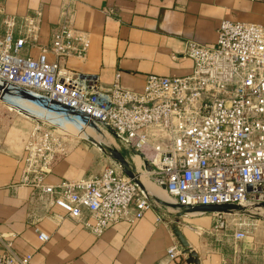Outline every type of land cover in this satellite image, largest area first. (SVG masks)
<instances>
[{
  "label": "built area",
  "instance_id": "obj_1",
  "mask_svg": "<svg viewBox=\"0 0 264 264\" xmlns=\"http://www.w3.org/2000/svg\"><path fill=\"white\" fill-rule=\"evenodd\" d=\"M74 16L75 0H63L48 46L41 44V11L6 17L0 38V98L29 94L61 124L106 131L118 151L133 154L129 163L137 174L131 179L113 163L89 179L48 184L53 163L68 148L50 122L36 120L25 144L24 174L43 216L52 217L59 208L99 237L113 225L136 224L160 206L136 181L137 157L176 206L264 208V26L223 21L214 46L186 43L185 54L194 63L190 75H149L143 89L133 91L121 85L120 74L106 88L99 76L69 68L71 60L86 59L91 47L90 35L76 27ZM36 47L39 57L24 54ZM225 230L223 221L213 236L236 253L247 237L245 226ZM36 231L41 242H49L47 234ZM31 261L29 255H0V264ZM185 261L174 243L162 264Z\"/></svg>",
  "mask_w": 264,
  "mask_h": 264
},
{
  "label": "crops",
  "instance_id": "obj_2",
  "mask_svg": "<svg viewBox=\"0 0 264 264\" xmlns=\"http://www.w3.org/2000/svg\"><path fill=\"white\" fill-rule=\"evenodd\" d=\"M62 3L63 0H0V38L4 35L6 17H24L41 11V44L48 46L52 29L60 20ZM74 20L79 30L90 35L91 47L86 59L71 60L69 68L75 73L99 76L106 88L120 74L123 87L141 91L149 75L171 78L190 75L194 63L185 54L186 43L193 40L214 46L223 21L264 26V2L75 0ZM40 53V47L24 52L33 58ZM48 58L54 60L52 55ZM29 117L0 103V255H29L31 264L165 262L168 249L178 243L171 229L178 214L174 209L156 207L136 224L113 225L100 237L66 218L59 208L53 209L52 217L43 216L42 207L32 201L34 188L25 183V144L35 124ZM132 157L130 153L126 158L131 162ZM75 159L57 158L47 183L97 176L77 173ZM150 181L153 180L150 178ZM185 217L180 219L179 227L198 253L201 264H243L232 248L220 247L211 241L213 233L209 230L218 226V219L210 215ZM36 230L47 234L49 242H41Z\"/></svg>",
  "mask_w": 264,
  "mask_h": 264
},
{
  "label": "rangeland",
  "instance_id": "obj_3",
  "mask_svg": "<svg viewBox=\"0 0 264 264\" xmlns=\"http://www.w3.org/2000/svg\"><path fill=\"white\" fill-rule=\"evenodd\" d=\"M0 103L8 105L9 107H11V109H15L21 112L22 114H26V116L28 115V117L30 116L29 118H31L34 122L36 120H47L48 122H50L51 125L53 126L52 131L55 130L56 134H60L61 137L65 139L64 142L68 148V152L64 155V159L66 158L70 159L71 157H74V159L76 158L75 160H77V162L76 161L75 162H76L77 173L84 174L85 172H87L89 175L91 174L98 175L102 171H104L107 167H109V164L111 162H113L109 156V153L102 151L98 146V145H105L107 147L116 149L115 140L106 131L92 129L88 127L83 128L80 126H77L78 129L77 131H71L69 124L72 123H68V124L66 123L67 125H65L63 122L61 124L60 123L61 119L59 117L54 115L51 117L49 116L47 111H44L43 109L39 108L33 101L25 100L16 96L9 95L8 97L0 98ZM65 122L68 121L66 120ZM96 143L98 145H96ZM122 154L125 157L130 156V153L127 151H123ZM137 166L138 168H140L141 162L137 161ZM141 178H147L148 180H150V177L146 172H142ZM151 183L154 182L152 181ZM156 188L163 195L160 198L156 196H152L153 199L156 201V199L159 198L165 202L171 203L166 195V192L164 194L162 193L163 191L161 188L158 187ZM165 208L167 210L173 209L171 207H165ZM259 208L260 207H255V206L247 207L246 209L243 210L231 211L229 213H223L220 215L215 213H205V212H199V213H201L203 217L210 215L211 217H213V219L215 218L218 219V224H220L223 221L226 222L227 230H225V232L223 233L226 232L231 233V231L234 229V224H239V223L244 224L245 229L247 231V237L242 243L238 245V249L236 253H234V255L241 257L240 262L243 264H264V212L255 210ZM173 211H178V210L174 209ZM192 213L194 212L187 213L186 215H188L189 217L202 216V215H191ZM186 215H184L182 218L186 219L185 217ZM219 216H221V219H219ZM209 232L215 233V229L211 228ZM223 233L220 232L219 235ZM199 235L200 236L203 235L202 230L199 231ZM210 237L214 245L217 244L216 242L217 238L213 236ZM244 246L246 247L245 249L243 248ZM224 247L230 248L228 245H224Z\"/></svg>",
  "mask_w": 264,
  "mask_h": 264
},
{
  "label": "water",
  "instance_id": "obj_4",
  "mask_svg": "<svg viewBox=\"0 0 264 264\" xmlns=\"http://www.w3.org/2000/svg\"><path fill=\"white\" fill-rule=\"evenodd\" d=\"M25 100H30L33 101L36 104V99L35 97L29 95V94H20L19 96H16ZM37 105V104H36ZM39 108L43 109L39 105H37ZM45 111V109H43ZM96 145H98L96 143ZM99 148L104 151L108 152L111 160L117 164L122 170L123 173L128 176L131 179H135V176L137 174V170L132 167L127 160V158L117 149H113L110 147H107L105 145H98ZM138 185L144 189V186L142 185L141 181L137 180ZM162 189L166 190V187L163 185ZM157 203L160 204L161 206L164 207H171L173 209L178 210V214L176 215V219L174 223L171 226L173 235L175 236L178 244L183 250V255L186 257V263L187 264H201L199 260V255L196 251H194L191 246L189 245L188 241L185 239L180 227V219L186 215L187 213L190 212H205V213H215V214H223V213H229L231 211H239L241 208L239 206H232V205H224V206H201V207H196L194 209H185L180 206H176L174 204L165 202L159 198L156 199Z\"/></svg>",
  "mask_w": 264,
  "mask_h": 264
},
{
  "label": "bare ground",
  "instance_id": "obj_5",
  "mask_svg": "<svg viewBox=\"0 0 264 264\" xmlns=\"http://www.w3.org/2000/svg\"><path fill=\"white\" fill-rule=\"evenodd\" d=\"M25 102V101H24ZM22 103V102H21ZM26 103H28V102H26ZM21 105V104H20ZM23 106V105H22ZM43 111V110H42ZM48 114H49V116H53L52 114H50L49 112H47ZM54 118V117H53ZM63 121H66V119H63ZM69 127H70V130L71 131H77L78 129H77V126L76 125H74V124H69ZM82 130V129H81ZM80 131V130H79ZM83 131V130H82ZM69 132V131H68ZM76 133V132H75ZM80 134H82V133H80ZM86 137V136H85ZM93 137V136H92ZM135 160H136V163H137V161H139V162H141V160H140V158L139 157H137V158H135ZM138 167V166H137ZM138 169V171H139V180H140V178H141V174H142V172H146L145 170H143L141 167L140 168H137ZM146 173H148V172H146ZM148 175H149V173H148ZM140 181H142L141 183H142V185L144 186V188H146V191L147 192H150L153 196H156V197H162V195L163 194H161L160 193V191H158V189L154 186V184H152L151 183V181L150 180H148L147 178H141V180ZM158 188H160V187H158ZM162 189V188H161ZM162 193H164L165 194V190L164 189H162ZM167 195V194H166ZM168 197V196H167ZM170 200V199H169ZM168 200V201H169ZM170 202H171V204H172V201L170 200ZM256 211H261V212H264V208H259V209H255ZM191 215H202L201 213H199V212H194V213H192Z\"/></svg>",
  "mask_w": 264,
  "mask_h": 264
}]
</instances>
